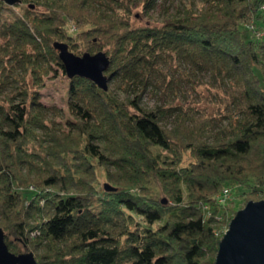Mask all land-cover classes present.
<instances>
[{"label":"trees","instance_id":"1","mask_svg":"<svg viewBox=\"0 0 264 264\" xmlns=\"http://www.w3.org/2000/svg\"><path fill=\"white\" fill-rule=\"evenodd\" d=\"M202 1L143 22L137 8L157 0H22L13 16L0 0V227L12 251L39 249L41 264L216 263L237 211L218 195L264 194V0ZM57 41L106 51L125 98L76 76L75 120L50 117L61 110L42 101L46 77L53 63L67 74ZM183 65L211 73L219 115L131 96ZM101 167L117 190L100 186Z\"/></svg>","mask_w":264,"mask_h":264},{"label":"rangeland","instance_id":"2","mask_svg":"<svg viewBox=\"0 0 264 264\" xmlns=\"http://www.w3.org/2000/svg\"><path fill=\"white\" fill-rule=\"evenodd\" d=\"M187 2L195 3L199 9L203 7L204 2L202 0H187ZM142 3V2H141ZM141 5V4H140ZM183 6V0H157V3L153 9L147 14L143 12L142 6L137 8L136 13L139 15L143 22H154L159 21L169 14L175 13L177 7ZM13 8L8 11L9 16H13L15 13L20 14L27 7V3H21L18 6H12ZM75 52V51H74ZM88 52V51H87ZM90 52V51H89ZM79 55L83 53L75 52ZM85 53V52H84ZM53 69L46 77L45 84L41 90L42 101L47 106H56L61 110V114L51 113L49 116L57 118L62 125H67V121L70 119L75 120L74 115L70 109V78L63 72L59 65L53 63ZM177 68L171 69V75L176 78L172 84L167 80V77L163 74L160 75L159 81L160 87L155 85L149 86L144 91H141L140 86L134 84L130 89L131 96L134 98L137 94L141 96L142 103L147 108H161L163 111L168 105H190L195 107L196 113L206 112L219 115L218 111L222 110V104L215 98L214 82H212L211 73L201 70H193L188 65L181 67L182 74L176 72ZM110 75L109 71L107 72ZM110 90H113L117 96L121 99L125 98L127 83L121 81V79H110L109 81ZM159 85V84H158ZM163 86V88L161 87ZM11 91V87L7 89V93ZM171 111L163 117V124L168 127H173L177 113ZM173 111V112H172ZM227 123L226 121L224 122ZM100 171V186H105L106 183L113 184L105 175V170L101 167ZM155 196L161 197V191L158 187L154 186ZM231 203L228 201V211L230 207L237 209L234 212V216L237 212L243 209L250 200H261L264 199V194L261 193L258 196H249L241 192V189L236 188L231 194ZM249 196V197H248ZM226 203V204H227ZM230 225V224H229ZM229 225L222 227L225 231L228 230ZM30 251V250H29ZM36 254L40 252L39 249H32Z\"/></svg>","mask_w":264,"mask_h":264},{"label":"water","instance_id":"3","mask_svg":"<svg viewBox=\"0 0 264 264\" xmlns=\"http://www.w3.org/2000/svg\"><path fill=\"white\" fill-rule=\"evenodd\" d=\"M4 1L12 6L22 2V0ZM55 47L60 52V58L70 79L81 76L94 81L106 91L110 89V76L107 71L111 67L112 60L106 51L101 50L96 53L88 51L79 55L64 41H57ZM105 188L109 191L117 190L111 183H106ZM0 264L41 263L33 251L24 253L12 251L6 240L5 231L0 227ZM215 264H264V199L250 200L233 217L221 239Z\"/></svg>","mask_w":264,"mask_h":264},{"label":"built area","instance_id":"4","mask_svg":"<svg viewBox=\"0 0 264 264\" xmlns=\"http://www.w3.org/2000/svg\"><path fill=\"white\" fill-rule=\"evenodd\" d=\"M233 193V190L231 187H226L224 190L218 195L219 202L221 203H227L229 200H231V194Z\"/></svg>","mask_w":264,"mask_h":264}]
</instances>
